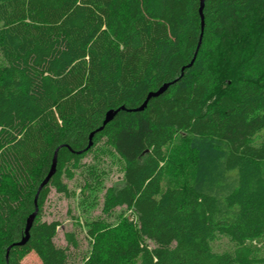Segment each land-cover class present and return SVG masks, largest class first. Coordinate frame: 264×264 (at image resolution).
I'll return each mask as SVG.
<instances>
[{
    "label": "trees",
    "instance_id": "16d2710c",
    "mask_svg": "<svg viewBox=\"0 0 264 264\" xmlns=\"http://www.w3.org/2000/svg\"><path fill=\"white\" fill-rule=\"evenodd\" d=\"M198 6L0 0V264L31 251L40 264H68L52 241L59 222L39 220L41 206L50 187L68 193L64 165L101 138L123 162L101 209H130L136 228L90 220L80 264H264V0H203L198 51L181 70L199 38ZM171 80L145 108L125 109ZM58 144L28 238L5 258ZM216 234L234 248L215 252Z\"/></svg>",
    "mask_w": 264,
    "mask_h": 264
},
{
    "label": "rangeland",
    "instance_id": "374dc122",
    "mask_svg": "<svg viewBox=\"0 0 264 264\" xmlns=\"http://www.w3.org/2000/svg\"><path fill=\"white\" fill-rule=\"evenodd\" d=\"M74 165L68 162L64 168H72V176L61 177L66 185L67 194L54 191L52 187L46 194L41 206L39 220H58L56 234L52 241L56 246H64L68 264H80L90 250L91 238L86 235V226L91 220H101L106 226L122 221L131 222L136 228L135 216L132 211L122 206H114L109 212L101 209L103 193L107 187L120 186L122 183L121 160L113 149L99 139ZM167 180V179H165ZM163 180L162 186H165ZM65 233H72L74 243H69ZM210 246L215 252L231 251L234 247L225 235H213ZM145 242L148 246L153 243ZM264 251V238L257 243ZM22 264H40L37 255L31 251L21 258Z\"/></svg>",
    "mask_w": 264,
    "mask_h": 264
},
{
    "label": "water",
    "instance_id": "95a60500",
    "mask_svg": "<svg viewBox=\"0 0 264 264\" xmlns=\"http://www.w3.org/2000/svg\"><path fill=\"white\" fill-rule=\"evenodd\" d=\"M202 3H203V0H199V6H198V14H199V17H200V32H199V35H198V40H197V44L195 46V49L193 51V54L190 58V60L187 62V65L185 66H181V70H183L184 67H187L188 65H191V62L193 61V58L196 54V52L198 51V46H199V43H200V38L202 37L201 36V32H202V27H203V15H202ZM182 71H180L179 75L181 74ZM176 79V78H174ZM174 82V80H171V81H165V82H162L161 85L157 88V89H151V90H148L147 91V94L145 95L143 101H141L137 106H134V108H125L123 105L117 107L116 109L115 108H109L107 109V111L104 113V116H103V119L101 121V123L96 126L92 131H90L87 135V142L85 144V146L82 148V149H86L87 147H90L91 146V143H92V137H93V134L95 131L101 129L106 123H108V120L112 118V116L114 115V113H116L118 110L120 109H127L129 111H135V110H139V109H143L145 108L144 106L146 105V102L148 100V98L150 96H157L158 94H161V92L165 89V87L167 85H169L170 83ZM60 144H58L57 146H55L53 152H52V156H51V159H50V166H48L44 176L42 177V180H40V182L38 183L37 187H36V190L34 191V194H33V209L29 212V214L27 215V217L25 218V222H24V229H23V235L14 243H11V244H8L5 248V258H6V255H7V250L9 248V246H12V245H17V244H24L28 238V230L30 228V225L32 223V220L37 212V204H36V198H37V195L39 194L38 192L40 191V189L42 188V186L48 181V179L50 178V176L54 173L55 171V163H56V150L58 148ZM81 150H78V151H75V153H79Z\"/></svg>",
    "mask_w": 264,
    "mask_h": 264
}]
</instances>
